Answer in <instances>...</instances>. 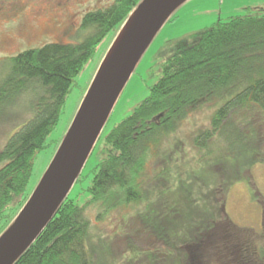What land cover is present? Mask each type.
<instances>
[{
	"label": "trees",
	"instance_id": "trees-1",
	"mask_svg": "<svg viewBox=\"0 0 264 264\" xmlns=\"http://www.w3.org/2000/svg\"><path fill=\"white\" fill-rule=\"evenodd\" d=\"M142 2H99L80 21L78 42H47L7 58L0 111L26 94L34 99L33 117L0 149V235L30 198L26 191L34 160L47 148L76 76L110 31L122 32ZM207 110H212L210 127L195 136L196 144L207 146L198 160L227 152L234 158L249 154L244 164L251 167L264 163V13L219 20L176 45L149 95L109 133L107 155L84 190L90 198L81 205L69 195L14 264H94L87 250L89 210H96L100 219L148 201L150 191L143 190L142 182L162 144L197 111ZM167 169H172L168 162L159 175ZM82 181L81 173L75 185ZM260 234L259 246L249 248L264 262V228Z\"/></svg>",
	"mask_w": 264,
	"mask_h": 264
},
{
	"label": "rangeland",
	"instance_id": "rangeland-1",
	"mask_svg": "<svg viewBox=\"0 0 264 264\" xmlns=\"http://www.w3.org/2000/svg\"><path fill=\"white\" fill-rule=\"evenodd\" d=\"M99 2L102 5L111 0H0V79L9 70L7 58L23 49L47 42L81 40L77 37L80 21ZM18 3L24 6L15 7ZM263 13L264 0L184 2L141 57L82 171L83 181L73 187L70 197L81 205L90 198L84 190L107 155L109 133L149 95L179 42L219 20ZM118 33L119 28L108 33L76 76L60 120L47 138L48 146L34 160L26 191L30 197ZM33 99L26 94L0 111V149L33 117ZM211 112L197 111L176 136L164 141L159 158L153 159L142 182L143 190L150 191L148 201L129 204L100 219L96 210H89L87 250L94 264H264L256 260V250L249 248L259 246L264 228V163L251 167L244 164L251 159L249 154L234 158L227 152L198 160L207 146L196 144L195 136L210 127ZM161 157L165 160L160 161ZM167 162L172 169L159 175Z\"/></svg>",
	"mask_w": 264,
	"mask_h": 264
},
{
	"label": "water",
	"instance_id": "water-1",
	"mask_svg": "<svg viewBox=\"0 0 264 264\" xmlns=\"http://www.w3.org/2000/svg\"><path fill=\"white\" fill-rule=\"evenodd\" d=\"M187 0H143L95 81L33 195L0 235V264H14L40 236L81 175L119 97L161 27Z\"/></svg>",
	"mask_w": 264,
	"mask_h": 264
}]
</instances>
